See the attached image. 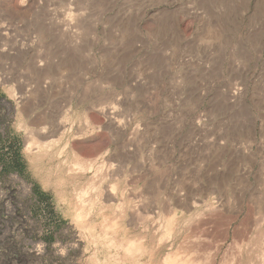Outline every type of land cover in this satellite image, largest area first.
<instances>
[{"label":"rangeland","instance_id":"1","mask_svg":"<svg viewBox=\"0 0 264 264\" xmlns=\"http://www.w3.org/2000/svg\"><path fill=\"white\" fill-rule=\"evenodd\" d=\"M178 251L264 264V0H0V264Z\"/></svg>","mask_w":264,"mask_h":264},{"label":"bare ground","instance_id":"2","mask_svg":"<svg viewBox=\"0 0 264 264\" xmlns=\"http://www.w3.org/2000/svg\"><path fill=\"white\" fill-rule=\"evenodd\" d=\"M36 121V120H35ZM43 121V120H42ZM45 131L41 132V135L44 134ZM31 134V133H29ZM37 135V134H36ZM40 134L38 135L39 138H44L45 139V136H41ZM48 138V137H47ZM46 138V139H47ZM204 232V231H203ZM201 233V232H200ZM206 235V234H205ZM207 236V235H206ZM203 244V243H202ZM198 250V249H197ZM216 253V252H215ZM236 262V261H235ZM165 264H189V263H185L184 261H182L180 258H179V251L178 252H175L173 255L169 256L166 260V263ZM238 264V263H237Z\"/></svg>","mask_w":264,"mask_h":264},{"label":"trees","instance_id":"3","mask_svg":"<svg viewBox=\"0 0 264 264\" xmlns=\"http://www.w3.org/2000/svg\"><path fill=\"white\" fill-rule=\"evenodd\" d=\"M41 200H43V199L41 198Z\"/></svg>","mask_w":264,"mask_h":264}]
</instances>
